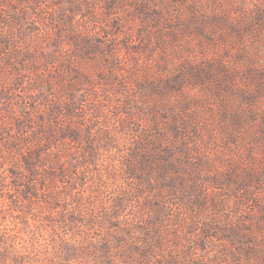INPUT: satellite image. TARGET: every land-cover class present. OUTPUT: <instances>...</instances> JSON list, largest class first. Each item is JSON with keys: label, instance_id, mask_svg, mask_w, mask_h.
Returning <instances> with one entry per match:
<instances>
[{"label": "rangeland", "instance_id": "rangeland-1", "mask_svg": "<svg viewBox=\"0 0 264 264\" xmlns=\"http://www.w3.org/2000/svg\"><path fill=\"white\" fill-rule=\"evenodd\" d=\"M0 264H264V0H0Z\"/></svg>", "mask_w": 264, "mask_h": 264}]
</instances>
